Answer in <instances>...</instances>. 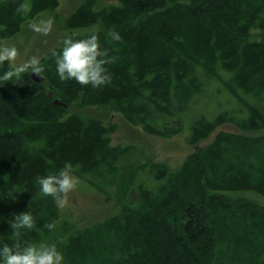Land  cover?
Listing matches in <instances>:
<instances>
[{"label": "trees", "instance_id": "1", "mask_svg": "<svg viewBox=\"0 0 264 264\" xmlns=\"http://www.w3.org/2000/svg\"><path fill=\"white\" fill-rule=\"evenodd\" d=\"M102 1L82 2L63 30L75 39L98 36L112 60L105 66L110 83L94 88L61 81L49 52L41 65L62 88L63 104L53 105L45 89L37 88L30 102L45 103L52 115L35 113L38 106L25 112L26 101L11 106L5 121L0 101V248L15 246L9 221L29 211L36 227L22 230L19 242L50 240L62 253V264H264V204L258 200L264 199V132L220 133L179 169L167 162L139 164L121 212L71 235L44 228L57 225L61 213L51 197L40 195L38 177L71 163L75 176L112 199L128 154L113 145L115 127L71 113L72 103L121 114L159 137L189 126L190 145L227 123L245 132L264 131V0ZM59 2L0 0V17L9 18V5L17 3V14L30 23ZM252 28L260 30V40L250 38ZM113 30L121 42L112 40ZM8 70L5 62L0 76ZM31 77L0 81L2 101L36 87ZM199 101L215 103L219 113L185 124Z\"/></svg>", "mask_w": 264, "mask_h": 264}, {"label": "rangeland", "instance_id": "2", "mask_svg": "<svg viewBox=\"0 0 264 264\" xmlns=\"http://www.w3.org/2000/svg\"><path fill=\"white\" fill-rule=\"evenodd\" d=\"M59 1V5L56 9L46 11L37 17H31V22L38 21L39 19H47L49 17L53 19V28L48 36L37 35L27 27L29 23H26V21L24 23L22 15L17 14L20 8L17 3L10 4L9 6H11V9L6 8L10 9L11 14H8L9 18L6 19L0 17V31L3 32V36L0 37V45L15 46L18 49L19 56L16 64H20L32 56H37L40 61H42L51 50L63 46L62 41L66 37L63 30L64 23L70 14L85 0ZM102 2L105 4L119 3L118 0H105ZM250 38L260 40V30L258 28H252L250 30ZM1 67L2 66H0V68ZM39 77L40 79L31 77L36 87L29 88L17 95L12 94L13 99H11L10 102L6 98L2 101L1 96L4 95V93L2 91L3 89L0 87V101L4 104L5 121L10 117L9 112L11 106L16 107L28 101L29 105L26 106L25 112L29 111L30 106H38L33 105L37 104L36 102H30L33 101L31 92L33 91L34 94L40 92L37 88L45 89V94L52 98L53 105L63 104L60 97L61 92H63L62 88L52 82L44 71ZM209 102L210 101H199L196 106H193L184 117L185 124L189 125V123H191L190 121L200 114H206L214 118L219 113V109L215 103ZM67 108L71 113L92 116L102 120L106 125L115 127L116 130L112 135L113 145L125 149L128 154L122 161L117 185L111 189L112 193L116 192V195H114L112 199H108L107 195L100 189L76 176L79 183L76 189L69 194L68 205L64 209H60V220L54 228L53 235L62 231L67 235H71L85 228L99 225L111 216L121 212V203L133 180V172L139 164L148 161L167 162L173 168L179 169L191 155L211 144L220 133L228 132L258 135L264 132H245L235 124L227 123L218 127L207 139L201 141L199 144L190 145L187 143V139L190 135L189 126L184 132L170 138H165L147 134L141 126L133 125L123 115L118 113L100 111L95 107H83L79 102L72 103L71 106ZM40 110L49 113L47 115L49 117L52 115V112L48 111L45 103H43V105L40 104L35 113H38L37 111ZM258 200L260 203L264 204L263 198L258 197ZM49 241L50 240L45 244H48Z\"/></svg>", "mask_w": 264, "mask_h": 264}, {"label": "clouds", "instance_id": "3", "mask_svg": "<svg viewBox=\"0 0 264 264\" xmlns=\"http://www.w3.org/2000/svg\"><path fill=\"white\" fill-rule=\"evenodd\" d=\"M25 12L27 5H21ZM53 19H39L30 22L27 27L35 34L48 36L53 28ZM113 41L121 42V35L116 32H110ZM63 47L60 52L51 50V57L55 58L56 70L61 81L74 80L82 86L91 85L94 88L111 82V76L105 67L112 63L108 59L106 50H102L98 36L91 34L84 39H75L73 35H66L62 41ZM19 51L15 46L0 45V66L8 62L9 70L0 76V81L19 83L26 73H34L37 76L44 71L41 61L37 56H32L26 61L16 64ZM40 195L51 197L57 208L64 209L69 203V194L73 192L79 181L73 174V166L66 163L64 167L56 174L38 177ZM14 221V222H13ZM13 221H9V226L13 230V237L17 240L14 247L3 244L0 248V257L3 264H62L63 255L58 250L56 244H30L22 245L19 237L22 230H33L36 227V221L29 211L14 215ZM55 222L47 223L44 228L52 230L55 228Z\"/></svg>", "mask_w": 264, "mask_h": 264}, {"label": "water", "instance_id": "4", "mask_svg": "<svg viewBox=\"0 0 264 264\" xmlns=\"http://www.w3.org/2000/svg\"><path fill=\"white\" fill-rule=\"evenodd\" d=\"M33 76H34L35 79H36V78H37V79H40V77L37 76L36 74H34ZM41 80H42V77H41Z\"/></svg>", "mask_w": 264, "mask_h": 264}, {"label": "bare ground", "instance_id": "5", "mask_svg": "<svg viewBox=\"0 0 264 264\" xmlns=\"http://www.w3.org/2000/svg\"><path fill=\"white\" fill-rule=\"evenodd\" d=\"M33 75H34V73H33ZM34 77V76H33ZM214 85V84H213ZM217 85V84H216ZM219 85V84H218ZM220 86V85H219ZM219 86H217L216 88H217V90H218V88H219ZM222 86V85H221ZM222 88H223V86H222ZM207 93H208V91H207ZM206 94V93H205ZM170 166V165H169ZM171 169V168H170Z\"/></svg>", "mask_w": 264, "mask_h": 264}]
</instances>
